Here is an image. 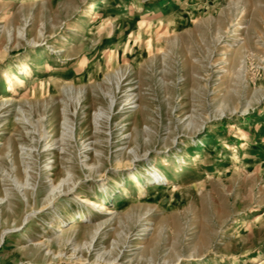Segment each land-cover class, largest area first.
Segmentation results:
<instances>
[{"label": "rangeland", "instance_id": "374dc122", "mask_svg": "<svg viewBox=\"0 0 264 264\" xmlns=\"http://www.w3.org/2000/svg\"><path fill=\"white\" fill-rule=\"evenodd\" d=\"M100 1L0 0V264H264V0Z\"/></svg>", "mask_w": 264, "mask_h": 264}, {"label": "bare ground", "instance_id": "6f19581e", "mask_svg": "<svg viewBox=\"0 0 264 264\" xmlns=\"http://www.w3.org/2000/svg\"><path fill=\"white\" fill-rule=\"evenodd\" d=\"M106 5V0H101L100 3L96 4L93 6L94 11H96L97 13H100L103 11V7ZM120 16V15H119ZM240 27V26H239ZM20 70L23 72L25 70V67L21 66ZM25 82L24 80L18 78L17 76L14 77V81H9V86H10V92H12L13 94H16V87L24 85ZM151 176L155 179V180H159V177H161V174L159 173H153L151 174ZM82 202L86 203L88 206L91 207H98L100 211H107V208L104 205H97L94 201L89 200V199H82ZM260 217H258L256 220H258Z\"/></svg>", "mask_w": 264, "mask_h": 264}]
</instances>
